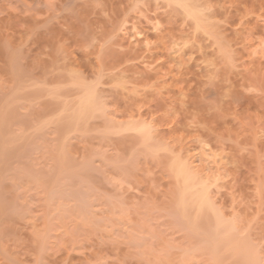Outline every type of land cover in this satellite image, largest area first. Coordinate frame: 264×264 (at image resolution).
Instances as JSON below:
<instances>
[{"label":"rangeland","instance_id":"1","mask_svg":"<svg viewBox=\"0 0 264 264\" xmlns=\"http://www.w3.org/2000/svg\"><path fill=\"white\" fill-rule=\"evenodd\" d=\"M204 1L0 0V264H264V0Z\"/></svg>","mask_w":264,"mask_h":264},{"label":"bare ground","instance_id":"2","mask_svg":"<svg viewBox=\"0 0 264 264\" xmlns=\"http://www.w3.org/2000/svg\"><path fill=\"white\" fill-rule=\"evenodd\" d=\"M2 1V0H1ZM38 2L39 4H45V5H49L51 2V0H33V2ZM136 1L137 0H84V3L81 2V6H82V11L80 12H76L78 15H81L83 17L91 19L94 23H98L101 22V19H107V20H114V18L120 14V13H124L127 12V10L133 6L136 5ZM211 1V0H210ZM29 2V1H27ZM32 2V3H33ZM70 2V1H69ZM139 2V1H138ZM164 2L168 3V4H172L176 5L179 7V9L181 8L183 12H185V14L187 16H189L190 18H192V20H194V23L197 24V30L200 29L202 31H205L206 33H208L207 31L209 30V26L207 27V15L205 11H207L204 8V0H164ZM25 3V1H24ZM160 3V2H159ZM211 3V2H210ZM65 4V3H64ZM68 4V3H67ZM74 4V3H73ZM83 4V5H82ZM141 4V3H140ZM32 5V4H31ZM52 5V4H51ZM76 5V4H75ZM69 6V5H68ZM73 6V5H72ZM51 8V7H50ZM69 9V8H68ZM75 10V9H74ZM133 10V9H132ZM130 11V10H129ZM216 11V10H215ZM181 12V11H180ZM81 13V14H79ZM217 13V12H216ZM208 14V13H207ZM209 15V14H208ZM1 17V16H0ZM74 17V16H73ZM81 19H84V18ZM188 17V18H189ZM122 18V17H121ZM120 18V19H121ZM2 19V18H1ZM210 19V18H209ZM106 20V21H107ZM92 22V23H93ZM110 22V21H109ZM120 23V22H119ZM210 24V23H209ZM94 25V24H93ZM99 25V24H98ZM105 25V24H104ZM96 26V25H95ZM196 26V25H195ZM75 27V26H74ZM81 27V26H80ZM100 27V26H99ZM118 27V26H117ZM95 28V27H94ZM104 28V27H103ZM123 28V27H121ZM87 29V28H86ZM96 30V29H95ZM105 30V29H104ZM138 30V29H137ZM196 30V29H195ZM199 30V31H200ZM58 31V30H57ZM98 31V30H97ZM141 31V29H140ZM144 31V30H143ZM84 32V31H83ZM195 32V31H194ZM210 32V31H209ZM216 32V31H215ZM220 32V31H219ZM22 33V32H21ZM133 33V32H132ZM197 33V32H196ZM199 33V32H198ZM203 33V32H202ZM212 34V32H210ZM215 34V33H214ZM222 34V33H221ZM99 35V34H98ZM150 35V34H149ZM216 35V34H215ZM20 36V35H19ZM57 36V35H56ZM132 36V35H131ZM134 37V36H133ZM213 37V36H212ZM61 38V37H60ZM149 37L147 35L144 36V39H148ZM132 39V38H131ZM223 42V41H222ZM91 54V53H90ZM150 63V62H149ZM71 66V65H70ZM93 67V66H92ZM101 69V68H100ZM124 78V77H123ZM79 81V80H78ZM102 81V80H101ZM122 82V81H121ZM73 83H78L77 81L73 82ZM80 83H82L80 81ZM78 83V87L79 89H81V93L80 94V100L77 102V108H75V113L73 116V120H74V125L75 124H79L81 121H85L87 118H89L90 116H92L95 114L94 112L96 110H98L99 108V103L97 102V98H98V94L96 93V88L94 86H89L86 85L84 83L80 84ZM125 83V82H123ZM119 84V81H118ZM85 85V86H84ZM123 85V84H122ZM125 85V84H124ZM101 86V85H100ZM124 89V88H123ZM79 98V96H78ZM101 98V97H100ZM102 99V98H101ZM78 100V99H77ZM106 109V106H104ZM98 115V114H97ZM64 118V117H63ZM86 118V119H85ZM85 119V120H84ZM64 120V119H63ZM67 122V121H66ZM68 124V123H67ZM72 125V123H71ZM139 125V124H138ZM76 126V125H75ZM133 126V125H132ZM142 126V125H141ZM140 126V127H141ZM126 127V126H125ZM144 127V126H143ZM83 129V128H82ZM132 129V127H131ZM145 129V128H144ZM143 129V130H144ZM138 130V129H137ZM141 130V129H140ZM151 137V135H150ZM148 139H150L149 137H147ZM146 139V138H145ZM149 145V144H148ZM176 163V162H175ZM176 166L174 168L176 174H178V176H180L181 178H183V183L185 184V187H183V191L182 194L185 193L186 197L187 195H189V199L192 200L193 202H195V204H197L199 207V209L201 211H207V207H209V203L211 204L212 202H209L210 196H209V192L207 194V186H202V184H204L203 182L198 181L197 179L195 180V174L193 175V171L190 172L189 168L186 166V164L182 162H178L175 164ZM172 167V164H171ZM173 168V169H174ZM174 172V173H175ZM196 173V172H195ZM198 176V175H197ZM198 178V177H197ZM198 181V182H197ZM200 182V183H199ZM206 184V183H205ZM201 185V186H199ZM200 188H199V187ZM209 196V197H208ZM182 197L184 198V196L182 195ZM182 198V201H186ZM211 199V198H210ZM192 202V203H193ZM214 204V203H213ZM185 206V205H184ZM187 206V205H186ZM188 208V207H187ZM191 207L189 206V209ZM207 208V209H206ZM211 209V208H209ZM208 209V210H209ZM214 210V209H213ZM212 210V211H213ZM205 213V212H204ZM213 213V212H212ZM222 213V212H221ZM199 215V214H198ZM189 217V216H188ZM222 217V216H221ZM194 218V217H192ZM198 222V221H197ZM190 226V225H189ZM209 226V225H208ZM229 226V225H228ZM225 227V226H224ZM221 228V227H220ZM200 230V228H199ZM218 230V229H217ZM225 230V229H224ZM228 230V229H226ZM208 232V231H206ZM210 233V232H209ZM218 234V233H217ZM224 235V234H223ZM218 236V235H217ZM222 236V235H221ZM220 236V237H221ZM223 237V236H222ZM225 237V236H224ZM210 238V237H209ZM229 238V237H228ZM208 239V237H207ZM222 239V238H221ZM226 239V237H225ZM232 239V238H231ZM219 240V239H218ZM224 241V240H222ZM228 241V240H227ZM226 241V243H227ZM235 242V241H234ZM246 243V242H245ZM229 244V242L227 243ZM216 245V244H215ZM234 245V244H233ZM240 245V244H239ZM243 246V244H242ZM244 247V246H243ZM230 248V247H229ZM247 249V248H246ZM227 250V249H226ZM234 250V249H233ZM242 250V248L240 249ZM239 250V251H240ZM218 251V250H217ZM234 251H237L234 250ZM238 251V252H239ZM244 251V250H243ZM243 251L241 253H243ZM237 254V253H235ZM221 256V255H219ZM235 256V255H234ZM237 257V256H236ZM242 258V257H241ZM248 259V258H247ZM253 260V258H252ZM252 262V261H251ZM239 263V262H238ZM241 263V262H240ZM259 264V263H258Z\"/></svg>","mask_w":264,"mask_h":264}]
</instances>
